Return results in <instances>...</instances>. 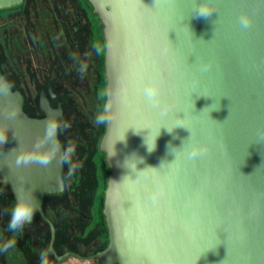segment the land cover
<instances>
[{
  "label": "water",
  "instance_id": "1",
  "mask_svg": "<svg viewBox=\"0 0 264 264\" xmlns=\"http://www.w3.org/2000/svg\"><path fill=\"white\" fill-rule=\"evenodd\" d=\"M86 1L103 39L105 247L55 253L42 202L63 192L62 166L15 164L11 151L31 148L46 121L61 117L50 89L38 94L41 118L22 111L18 90L0 96L1 184L14 201L18 189L34 190L56 262L264 264V0H208L216 12L207 19L194 14L201 0ZM22 2L0 0V11ZM242 14L252 19L247 29ZM152 83L157 107L144 96Z\"/></svg>",
  "mask_w": 264,
  "mask_h": 264
},
{
  "label": "rangeland",
  "instance_id": "2",
  "mask_svg": "<svg viewBox=\"0 0 264 264\" xmlns=\"http://www.w3.org/2000/svg\"><path fill=\"white\" fill-rule=\"evenodd\" d=\"M74 1L23 0L14 10L0 11V71L14 87L22 91L25 105L33 113L36 112L34 107L38 90L47 85L58 91L59 100L68 103V111L71 109L72 113L70 112V117L69 113L65 114L70 127L64 129L68 135H63H66L68 144L72 140L75 143L71 170L69 166L72 176L68 177L72 185L74 180H79V183L75 184L79 196L89 193L90 190L85 191V187L91 188L92 179L94 181L91 192L96 195L94 208L92 212L84 213L97 219L93 224L96 227L91 229L94 230L95 241L100 240V244L106 237L105 229L99 227L100 219L104 221L101 213V191L105 187V176L109 172L107 167L103 166L102 153L96 148L105 123H95L98 114L105 115L103 39L101 24L89 4L84 0ZM81 65H86L83 74L80 72ZM78 88L82 89L83 95L75 93ZM90 158L95 162L92 163L91 160L90 163ZM76 174L79 176L76 177ZM76 193L69 197L77 199L74 196ZM66 196L68 201L69 197ZM62 201V197L45 198L43 212L51 221L55 217L51 206ZM13 202L10 190L0 182V205L6 224L10 219ZM80 202H84L82 198ZM80 202L72 204L77 207L72 209V212L70 207L68 210L59 211L61 217L66 220L72 217L71 220L76 223L74 228H77V224H82L76 218V209L83 210L80 208ZM10 238L16 241L15 246L8 253H0V264H40V251L46 247L48 229L38 215L32 225L25 226L23 231L16 234L0 224V242ZM57 249L62 250L63 247L59 246ZM83 252L86 254L91 251ZM66 261H69L67 264L86 263V260L78 258H69Z\"/></svg>",
  "mask_w": 264,
  "mask_h": 264
},
{
  "label": "clouds",
  "instance_id": "3",
  "mask_svg": "<svg viewBox=\"0 0 264 264\" xmlns=\"http://www.w3.org/2000/svg\"><path fill=\"white\" fill-rule=\"evenodd\" d=\"M216 9L210 5L208 0H201L195 9L194 14L196 18H205L211 16ZM215 23V22H214ZM239 23L242 28L247 29L252 24V19L247 14H242L239 17ZM86 71V65H81L80 72L83 74ZM12 85L7 81H0V96H8L11 93ZM144 96L148 103L153 107H157L160 104V86L157 83H152L150 86L144 88ZM16 112L10 114L11 117H15ZM109 119L104 114H98L95 120L96 124H102ZM70 127V124L66 121L57 119L55 116H51L45 123L44 135L38 137L36 142L27 149H13L11 152L16 151L15 164L17 167H27L30 164H39L41 167H47L54 160L57 166L69 165L70 170L73 166L72 157L75 154L74 146L69 143L61 151V144L57 138V134L64 129ZM8 129L0 128V145H4L7 141ZM155 147V146H154ZM153 148H149L152 151ZM197 153H192L195 156ZM34 190L18 189L16 191V199L10 209V219L7 224V230L13 234L23 231L25 226L31 223L36 210L39 207L38 201L33 195ZM16 241L14 239H7L0 242V253H8L10 249L14 248ZM51 250L48 248L40 251V264H52L50 259Z\"/></svg>",
  "mask_w": 264,
  "mask_h": 264
},
{
  "label": "flooded vegetation",
  "instance_id": "4",
  "mask_svg": "<svg viewBox=\"0 0 264 264\" xmlns=\"http://www.w3.org/2000/svg\"><path fill=\"white\" fill-rule=\"evenodd\" d=\"M74 2L76 3L77 1H74ZM0 74L6 79L7 82H10L9 79L1 71H0ZM14 89L15 90H19L18 88L14 87L12 85V89L11 90H14ZM48 89H50V91L55 95V99H50L49 96L46 97L48 102H49L50 107L51 108H55L57 106V104H59L60 108H61V117L59 119L65 121L66 117L65 118L63 117L64 116L63 115V110L64 109L68 110V103H66L63 100H59V97H58L59 95H57V93L55 91H53L52 88H50V87H45V88L39 89L38 94H39V92L41 90L46 91ZM75 93H78L79 95H83L82 89L80 90L79 88H78V90L75 91ZM37 98H38V95H37ZM22 111L28 117H33V118H41V117H43V114L39 111V108H38V100L36 102V109H35L36 112L33 113L32 111H30L26 107L25 101L23 99ZM71 117H73V119H74L73 114H71ZM64 133L68 135V133H66L65 130H62L61 132H59L57 134V138H58V140H59V142L61 144L62 149H64V147H66L68 145V141L65 138L66 135H63ZM70 143L73 146L75 144L73 140ZM97 144H98V142H97ZM92 148L94 150V144H93ZM96 148H97V145H96ZM97 150H98V148H97ZM98 152H100V151L98 150ZM100 153H102V152H100ZM102 155H103V157H102L103 166L106 168L107 166H106V163L104 161V154L102 153ZM91 160H92V163L95 162L92 158H90V163H91ZM76 164L77 165L79 164V158H77ZM98 164H100V162ZM68 175L72 176V173L70 174L69 165L66 164V165L62 166V173H61V177H62V180H63V192L60 195L56 196V197H62L63 201L61 202L62 204L59 202L57 205H52L51 206V209H54V214L53 215L55 217L53 218L52 221H51V219L48 218L50 220L51 224L54 227V240L52 242V248H53L54 252L57 253V254H61V253H65V252H73V253H78L79 255H82V256H86V255H89V254H92V253H96V252L102 250L105 247V245L107 243V230H106L105 222L100 219L99 227H101L103 230L105 229L106 237H105V241L99 244L98 241H95L96 238L93 235L94 230L91 229V228H95L96 227V225H93V224H95L97 219L96 218L93 219V217H91L90 215H87V214L84 213V211H87V212L91 211L92 212V210L94 208V206H93L94 205V201H95L94 198L96 197V195H95V193H91L92 192V187L94 186L93 185V183H94L93 179H92L91 188L85 187V191L86 190H90V192L89 193H82V195L79 196L80 193L77 191L78 187L75 188V184L77 185L79 183V180H77V181L74 180L73 181L74 185H72V181L69 179ZM77 175L78 174H76V177L79 176V175L78 176ZM106 176H107V174H106ZM106 176H105V180H106ZM74 177H75V175H74ZM3 186H7V185H3ZM8 189H9V187H8ZM75 192H77V193L74 196L77 199L70 198V197L73 196V194ZM102 194H103V189H102ZM66 195H68V197L70 196L68 198V201L66 199V197H67ZM11 197H12V195H11ZM52 197H55V196H52ZM64 198H65V201H64ZM81 198H82V200L84 202H80ZM44 200L45 199H43V202H42V210H43V206H44ZM78 201L80 202V208H82L83 210L76 209V211H77L76 212V216H77L76 218L82 224H80V225L77 224V226H76L77 228H74L76 223L71 220L72 217H69V219L67 218V220H66V219H64L63 216L61 217V213L59 214V211L60 210H64V209L68 210V209L71 208L70 211L72 212V209L77 208L74 205H76L77 203L79 204ZM73 203H74V205H72ZM0 208H1V212H2V205H0ZM35 216H36V214L33 217L32 223L28 224L26 226H30V225H32L34 223ZM2 219H3V214H2ZM0 224L3 226V228H7V224L3 220H2V222L0 221ZM46 226H47V224H46ZM47 229H48V226H47ZM74 229H76L77 231H74ZM48 239H49V231H48ZM48 239L46 241V247L45 248H48L47 247ZM59 246H62L63 249L62 250H58L57 248ZM82 250L83 251H91V252L90 253L86 252V254H83L85 252H83ZM51 258H52V264H58L59 262H64L65 263V261L68 260L69 258H75V259L78 258V259L86 260V263H84V264H100L96 257L83 258V257H75V256H72V255H68L64 259H62L60 261H57V262L55 261V258L53 257L52 254L50 256V259ZM68 262L69 261H66L65 264H67Z\"/></svg>",
  "mask_w": 264,
  "mask_h": 264
},
{
  "label": "trees",
  "instance_id": "5",
  "mask_svg": "<svg viewBox=\"0 0 264 264\" xmlns=\"http://www.w3.org/2000/svg\"><path fill=\"white\" fill-rule=\"evenodd\" d=\"M84 1H85L86 3H88L86 0H84ZM88 6L90 7V5H88ZM16 8H18V7H16ZM16 8H13V9H10V10H6V11L9 12V11L14 10V9H16ZM90 9H91V7H90ZM91 10H92V9H91ZM94 14H95V13H94ZM95 16H96V14H95ZM96 19H97V21L99 22L97 16H96ZM99 24H100V23H99ZM100 30H101V28H100ZM102 63H103V62H102ZM9 83H10V82H9ZM45 87H50V88H52L51 86H48V85L45 86ZM45 87H44V88H45ZM40 89H42V88H40ZM52 90L55 91V92L57 93V95H59V94H58V91H57L56 89H53V88H52ZM18 91L20 92V94L22 93V91H21L20 89H19ZM38 91H39V90H38ZM21 95H23L22 98L24 99V101H26V100H25V97H24V94L22 93ZM58 97H59V96H58ZM35 105H36V102H35ZM35 109H36V106H35ZM70 110H71V109H70ZM70 110H69V111H68L67 109H64V110H63V115H64L63 117H64V118L66 117V120H65V121H67V120H68V117H70V112H71ZM65 113H69L68 117L66 116ZM67 122H68V121H67ZM1 185H2V184H1ZM101 193H102V191H101ZM51 197H52V196H51ZM45 198H47V197H45ZM45 198H44V199H45ZM98 242H100V240H98Z\"/></svg>",
  "mask_w": 264,
  "mask_h": 264
}]
</instances>
